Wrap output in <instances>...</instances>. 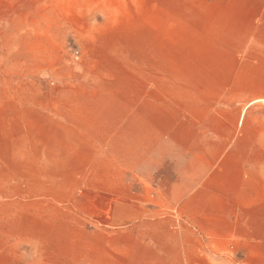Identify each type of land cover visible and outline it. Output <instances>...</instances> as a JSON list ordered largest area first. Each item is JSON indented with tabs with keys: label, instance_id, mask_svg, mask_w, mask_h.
<instances>
[{
	"label": "crops",
	"instance_id": "1",
	"mask_svg": "<svg viewBox=\"0 0 264 264\" xmlns=\"http://www.w3.org/2000/svg\"><path fill=\"white\" fill-rule=\"evenodd\" d=\"M192 7L203 27L218 23L223 53L198 60V72L192 63L181 86L140 69L138 87L113 99L121 117L43 139L63 141L53 147L64 161L108 142L132 211L87 216L102 227L33 230L32 243L0 250L13 254L0 264H264V0Z\"/></svg>",
	"mask_w": 264,
	"mask_h": 264
},
{
	"label": "rangeland",
	"instance_id": "2",
	"mask_svg": "<svg viewBox=\"0 0 264 264\" xmlns=\"http://www.w3.org/2000/svg\"><path fill=\"white\" fill-rule=\"evenodd\" d=\"M193 3L197 10L201 0H0L1 251L32 243L36 229L102 227L87 216L129 212L108 142L64 161L53 147L63 141L43 139L87 132L91 118L121 117L113 99L138 87L140 69L181 86L192 63L198 72V60L223 53L218 23L203 27Z\"/></svg>",
	"mask_w": 264,
	"mask_h": 264
}]
</instances>
